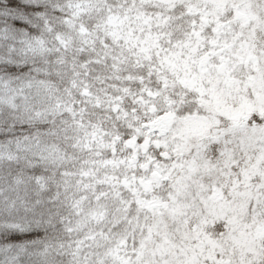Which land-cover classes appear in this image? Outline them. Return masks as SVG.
I'll list each match as a JSON object with an SVG mask.
<instances>
[{
    "label": "snow or ice",
    "instance_id": "1",
    "mask_svg": "<svg viewBox=\"0 0 264 264\" xmlns=\"http://www.w3.org/2000/svg\"><path fill=\"white\" fill-rule=\"evenodd\" d=\"M0 264H264V0H0Z\"/></svg>",
    "mask_w": 264,
    "mask_h": 264
}]
</instances>
